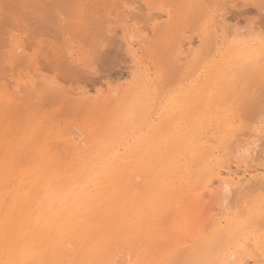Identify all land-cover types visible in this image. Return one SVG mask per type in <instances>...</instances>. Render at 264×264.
I'll use <instances>...</instances> for the list:
<instances>
[{
    "label": "rangeland",
    "instance_id": "1",
    "mask_svg": "<svg viewBox=\"0 0 264 264\" xmlns=\"http://www.w3.org/2000/svg\"><path fill=\"white\" fill-rule=\"evenodd\" d=\"M49 1L55 2V0H49ZM164 1L163 0H146L145 2L144 0L143 1L142 0H96L95 2V0H91V1L87 0L88 2L87 3L86 0L85 1L82 0L81 1L82 4L77 3L76 5L78 6L77 10L80 9L78 10V12L80 13V11L84 12L86 10L83 7H86V4H87V7L90 10L87 9L84 12L85 15L83 13H82L83 15H80L81 13L75 14L77 12V10H73L75 5L73 6L72 11L71 9L68 11V9L64 7L60 8L61 5H59V3H50L49 4L50 6H48V9L50 10L51 5H52L53 10L52 9L51 10L53 12L50 10L52 12V13L50 12V14H53V15H51L50 17L54 19L51 18L43 22V21H39V17L37 16L36 17L37 19L33 21L34 22L33 24L36 25L39 29L34 25L33 26L35 28L32 25H30L31 20H29V17L28 18L26 17L28 19V20L26 19V22H25V19H17L14 21L10 20V22H12L11 24L12 26H10V24L7 26V28H10V29L12 27L11 30L9 29L11 31L9 35L10 37L7 35L9 34L8 32L6 33L7 35L6 38H5V35L2 37L4 38V41H6V39H8L9 37V41H7L6 44L7 43L10 44V47L8 46V44L5 45V42L3 41L2 45L4 44L6 47L4 45H3L4 47L1 45V49L4 51L0 49L1 53L2 52L4 53L8 50V52H6V57L12 55L14 51L12 48H14V46L17 47L16 44L25 45L27 42L25 47L28 45L26 47V50L30 51L29 55H32L33 53L32 59H35L34 61H37V59H41V62H42L41 63L40 60H38L39 64L37 66L34 65V68H38L39 66L42 67L43 65L44 68L46 69L42 67L44 69V71L43 69L42 71L44 73L47 72V74L50 73L49 75H46V76L51 75V78L52 76H54L56 78L59 77L60 79L66 76L65 78H67L66 73L68 72L66 71H65L66 73L64 71H63L64 73L62 72V70H64L65 67L63 66L62 70L61 69L59 70V67L62 68L63 63H65V66L68 68L74 67L75 65L76 68L77 69L79 68L81 71L78 72L76 70L75 72V68L74 69L65 68V70L66 69L67 71L74 70L75 73L78 72L80 74L83 71L84 73L82 72L83 75L81 74L82 75L81 77H83L86 73L87 77L84 76L85 78L84 79L82 78L83 81L81 82H80L81 77H79L78 81H77V78L75 77L76 78L75 81L77 82L75 83L76 85L80 84L79 86H81L82 83L84 85L80 87V90H82L83 87L87 88L88 85L90 84L89 86L93 88L91 91L93 93L94 89H98L99 87H101V85L104 84L105 86H102L101 89L104 88L103 90L106 93L105 95H103L104 94L103 93V94L94 96L96 97V99L93 100L92 98L91 100L92 104L91 103L89 104L90 107L87 105H86L87 107H84L85 104H87V101L85 102V104H83L84 102L81 101L82 103L81 102L80 103L83 104L84 106L82 107V110H81V107H79L81 110V112L78 111L80 115H78V112L76 111V110H79V108L76 109L75 107L76 105L80 106L81 104L78 105L77 103H75L76 105H73V107L75 106L73 110L75 109L74 111L77 113L74 114L72 113V107L70 106L74 103L68 101L69 106L67 104H64L65 101L63 99L65 98L63 97H61V100H63V104H62V101L59 103V99L57 100V98H60V96L55 97L56 99L50 98L53 102L50 99L48 101L49 103L47 101L43 102L41 101L43 100L42 99L43 96L41 95V93H38L40 94V96L39 95L37 96L35 92L38 90H36L35 88L33 89L34 92L31 91L30 93H23L22 95L20 94L17 95L16 92H14L16 88L14 87L15 85L14 83H16V80L22 79L25 77L27 72H24L25 70L22 71V68H24L23 66L26 65L25 69L27 71L28 69L32 67L30 68L29 66L27 67V62L29 61L25 60L26 63L23 64L24 62L23 58L14 57L15 52L10 58L5 57L4 60H8V61H4L5 63L1 62L2 63L1 66L3 65V67L1 69L2 72L0 71V73L3 75V78L5 77L7 79L5 80L4 78V80L2 81L0 80V85H2L1 82L5 81L3 82L4 86L8 85L7 83H9L8 86H11L9 88L8 87L3 88L1 89V91L5 92L7 88L10 90L12 88L14 92V93L11 92L12 93L11 95H13L11 96L10 90H9V93L6 92L4 96V98H6L7 100L9 98V100L11 101V103L13 102V104L11 103H6V105L0 104V148H1L0 149V210L3 209V211H0V223H1L0 224V240H1L0 245H2V247H4L5 249L8 246L6 250L11 249L8 259L4 260L8 264H12V263L13 264H25L26 262L27 264H37V263L39 264V262L40 263L47 262L48 264L49 263L48 260L51 261L52 259L51 256L52 257L54 256L56 258L57 252L59 250H57L56 253H55V250L57 249L56 246L60 245L59 244L60 242L62 244H66L69 241V245H70L72 244L71 242H73L75 239H78L77 243L74 244L76 242L75 241L73 242V245H70V246L68 245L69 247L66 248V250L68 249L67 252L69 251L70 253L69 255L71 257L69 259L64 260V263L62 264H70V263L71 264H78V263L82 264L83 262H84L83 264H90V263L91 264H102L103 262L105 263V261L112 259L110 258L112 256L114 259L117 258L118 260V258L120 259L121 256L124 255L121 258L123 259L125 257L126 252H130V255L132 254L130 257L133 258L134 261L136 262V263H131V264H147L153 260L157 262L159 261L158 259L161 258L160 255L162 256L166 254L167 252L173 251L174 249L181 247L182 245H186L185 242H183L184 240H182V238L180 239L182 242L178 240L180 237L179 235H182L185 233L188 237H190V240H196V241H198L199 237L202 236L205 238L199 239L198 243H205L207 241L206 237L210 239L212 237L217 236L220 231H224L227 229L226 227L228 224H225V222L227 221V216L230 215V212L229 211L226 212V210L224 209V207H226V200L225 201L222 200V195L219 194V193H222L221 191H219L220 189L218 187L216 188L213 187L205 191L204 196H202L201 192L204 191V189L200 188V182H199L202 179H198V178L200 177V174L203 175L202 169L204 171L206 170L205 168L206 160L204 159V155L201 154V152H199L195 148L194 143L189 138H191L193 135V134L190 135V132L195 131L194 133L196 135H199L201 132H206L207 134H213L215 136H218L221 139L220 140L221 142L226 141V140L228 141V138L229 140L233 139V141L234 140L237 141L238 139H234V137H237L243 140L242 133L244 134V138H246V140L248 139L247 138L248 124L244 120L245 118H242L241 116L242 107L239 104L241 103V101H239L238 98L240 97L242 98L241 95L243 94V92L246 93L245 90H247L248 92L250 91V81H248L249 79L246 77L247 69L245 68H248V67H245L246 64L247 66H249V63L252 61V64L250 63L251 69L249 70H258V67L260 66L262 67V65H264V56H260V61L258 65H256L253 62L254 57L245 56L246 52L255 51L254 48L256 49V47L260 46L264 42V0H207L208 2L205 1L207 4L205 7L206 11L204 9V13L206 12L207 14L205 13L203 17H199V18L197 17V19L194 17L191 18L189 17V15H187L188 14L187 12L190 10V8L189 10H187L188 7L187 8L185 7L186 0L185 1L180 0V2L178 0H171V1H165V2ZM0 2L1 4H3L2 2H4V0ZM175 2L177 3L175 4ZM181 3L184 4L185 6L184 5L181 6L182 5ZM1 4H0V20L4 21L6 20V18H8L6 14H9V13H7L6 10L7 9L9 10V8H7L6 3H5L6 5L5 8H4L5 5L3 4L4 6L2 7ZM55 4H58V5H55ZM178 4L179 5L181 4V5L179 6ZM88 5H90L91 8ZM149 5L152 7H150ZM175 5L176 6L178 5V7H175ZM58 6L60 9H58ZM81 6H83L82 7L83 9L81 8ZM147 6H149V8ZM49 10L46 11L48 14H49ZM63 10H65V12ZM185 11L186 13H184ZM66 12L67 14H65ZM2 13H4L5 16L1 15ZM56 13H59L60 16H58ZM186 15L188 17V20L190 19L189 20L190 23L188 21H185L187 20V17L185 18ZM73 16H74V20H76V23H81V22L83 23V21L80 20L81 16L82 17L87 16L86 18H83V20H86L89 17L88 20L91 21V24L90 22H88V20H86L87 23L85 24H87L86 26H89L90 28H86L85 24L83 25L81 24V26L78 25L80 28H76L78 29V31L84 30L83 32H80L82 35L78 33L77 34L79 37L86 35L87 36V38L85 37L86 40L83 37H81L82 38L80 39L81 41H78L79 38H74L77 36H73L75 35L74 32L76 30H73V29L71 30L70 28L69 30L66 29L68 24L70 23L69 21H71ZM96 16L98 20H96L97 19ZM67 18L69 21L67 20ZM191 19L194 21L191 22ZM22 20H24L23 22L25 24V27L27 25V22L28 21L30 22V23L28 22L29 25H27V28H25L26 30L22 28L24 26V24H21ZM65 20H67L69 23ZM36 21L38 22V24H36ZM48 21H51L52 24H56L59 21L58 22L59 26L58 24L51 25V23ZM54 21H56V23ZM97 21L100 24H98ZM225 21H226V24L224 23ZM39 22L40 23L43 22L41 23L42 25L47 26V27L50 26V27L47 28V27L41 26ZM65 22H67V24H64ZM191 23H194V24H191ZM235 24L237 25L236 27H235ZM62 25H65V26H62ZM90 25H93V26L91 27ZM94 25H95V28H94ZM188 25H190L191 30L188 29L190 28ZM15 26H17V28L21 32L18 29L17 31ZM61 26L66 30H62L63 28ZM233 26L237 29H235ZM232 27L234 29H232ZM28 28L30 29L29 31L27 30ZM13 29L15 31H12ZM21 29H24L25 31L24 30L22 31ZM97 29L100 30L98 35L95 34L96 32L98 33ZM157 29H160V30L157 31ZM5 30L8 31V29H5ZM34 30H36V32L38 31L39 34L36 35L38 32L36 33ZM50 31L52 33L53 32L55 33L52 34ZM62 31H64V33ZM67 31L69 32L67 33ZM87 31H88V34L90 32H92L93 34L92 33H90L89 35L86 34ZM42 32H44V34ZM239 32H241V34H239ZM58 33L61 35H59ZM65 33H66V36H64ZM69 33H71V35ZM101 33H102V36H100ZM183 33H184V36H183ZM41 34L43 37L41 36ZM54 34H56L55 37L53 36ZM162 34L163 36H160V39L165 41L166 45L163 44L164 47L161 46L160 48L158 47V43L159 45H161L164 42L160 41L158 37L159 35H162ZM68 35L71 36V38H69ZM165 35H167L166 36L167 38H165ZM25 36L26 38H24ZM58 36H60V41H58L59 40ZM88 36L92 40H90ZM109 37H112V38H109ZM23 38L25 41L22 40ZM29 38H32L30 39L32 41L28 40ZM63 38L64 40H62ZM14 39H16L15 42L13 41ZM156 39L158 40V42L156 41ZM171 40L173 42H171ZM189 40L192 42L190 43L191 46H189V47H192L191 50H187L185 48L187 44L190 42ZM83 41L85 42L87 41L86 42L87 47L89 45L90 48H86L85 47L86 44L81 43ZM96 41L98 43H95ZM159 41L162 43H160ZM11 42L12 43L14 42V43L11 44ZM88 42H90V44H88ZM111 42H113L114 48L116 49L120 48V51L117 50L118 52L117 54H119L120 56L116 55L117 57L111 58L110 60L111 62L109 61V63H111L112 65L111 64L108 65V62H105V63L102 62L103 64H101V61L99 62L96 56L98 55V53H101L102 49L103 51L106 49V44H107V47L108 46L113 47ZM154 42H157V43L154 44ZM151 43L153 46L151 45ZM176 43H179V44H176ZM252 43H254L253 48L249 46ZM29 44H31V46ZM109 44H111V46ZM177 45H179V47L181 45V48L178 49ZM96 46L98 47V50L96 49L97 48ZM101 46H102V49L100 48ZM58 47H61V48H58ZM99 48L101 49L100 52H99L100 50ZM156 48L159 50V52L158 50L156 51ZM163 48H164V51H168V52H165V54H163L162 53ZM167 48L168 50H166ZM170 48L172 49V51ZM93 49L96 51L95 54L93 52L94 51ZM180 49L182 50V52H180L181 51ZM185 49L187 52L190 51L187 53V57H186V54L184 57L179 56L180 54H183ZM205 49L207 51H205ZM91 50L93 54H91L92 53L90 52ZM177 50L180 53L179 55H177L178 53ZM259 50L260 49H258L255 52L258 53L260 52ZM61 53L63 57L61 56ZM158 54H162V55L159 56ZM16 55L17 57H19L20 56L19 52ZM91 55H94V56L90 57ZM169 55L170 56L172 55V56L170 57ZM178 57H179V60H176L178 59ZM12 58L14 59L16 58L17 60L23 59L22 63L19 60L23 66L20 65V63L18 66L16 64H13L14 62L12 63V61L14 59ZM9 59H10V62H9ZM53 59L56 60V62H54L55 65L60 60L59 61L60 66L58 63H57L58 66L54 65L56 69L53 65H52L53 67H51L50 65L51 62L53 63L52 61ZM91 59H94L95 61L97 60L99 62V65L100 64L104 65L107 63V65L110 66V69L108 66H107L108 68L105 67L106 65L102 66L104 68H101V69L102 71H104L105 68H107L106 69L107 71L109 69L110 74L108 73L106 77L105 75L104 76L101 75L102 71L100 72L101 74L98 72L101 66L99 67V70L95 69V67L98 68L99 65L97 66L98 63H95L93 60L91 61ZM172 59H174V61ZM182 59L184 63L182 62ZM166 60L168 63L166 62ZM170 60L173 61V65ZM19 61L17 62L15 61V62L18 63ZM169 61L171 62L170 63L171 67L169 66ZM191 61L193 62L191 63ZM10 63H12V65ZM68 63H70L69 66H67ZM166 63L167 65L165 66ZM175 64H178V65L175 66ZM190 64L191 65L195 64V65L191 67ZM189 65L191 67L190 69H188ZM10 67H13V69L11 70ZM172 68H173V71H172ZM9 69L11 72H13V70L15 69L16 73L13 72V74H11ZM33 69H31L30 72L28 71V75L34 71L38 72L37 70L32 71ZM94 69H95V72L98 70L97 74L99 73L100 75L99 74L97 75L94 72ZM244 69H245V72H243ZM143 70L144 71L146 70L147 72L146 76ZM187 70H189L190 72ZM3 71H5L4 72L5 74H3ZM61 72L65 74V76L61 75L62 74ZM6 73H8L9 75ZM133 73L134 74L138 73V75L136 74L137 77L132 76ZM91 74L92 76L96 77V78L90 77V78H93L94 81L88 80L89 79L88 77ZM174 75L176 76L174 77ZM244 76L248 80H246ZM59 78H57L56 80L57 82L60 83V86L62 84L63 87L62 86L60 87L62 91L63 89L66 90L65 88L68 89L69 85H70V88L72 89H74L75 87L79 88V86H76V85L75 87L73 86L75 81L72 82V80H74V78L71 77L72 80H70V77L68 76L67 79L68 81H71V82H68L67 79L65 80L66 82L64 80L61 81ZM133 78H136V79H133ZM241 80H243V82ZM128 84L129 85L135 84L134 85L135 87L133 86L131 88ZM138 84L140 85V87ZM112 89H116V90L121 89L120 91L121 94L120 93H119L120 95L117 94L118 93L117 91V93L115 94L117 96L116 98L114 93H112L115 96L114 97L115 100H113V98H110L113 96L112 94H109L110 99L109 101L107 100L108 101L107 104H109L111 100L113 101V102L112 101L110 102L109 104L110 106H109L107 104H104L106 99H100V98H108L106 97L108 95L107 93H109L108 91ZM16 95L19 97L18 100H16V98H18ZM238 95L240 97H238ZM31 96L34 97V100ZM38 97H41V98L39 99ZM134 97L137 99L135 100ZM232 97H235L236 99ZM132 99L135 101H133ZM67 100L68 98L66 99V101ZM101 100L102 101L104 100V103L101 102ZM233 100L235 102H232ZM0 101L2 103V100ZM114 101L118 104L117 106ZM99 102L103 103L104 105L100 104ZM42 103L43 104L45 103V104L42 105ZM93 103L94 104L97 103V105H100V107H98L97 105H94ZM111 103H113V105ZM137 103H138L139 108H137ZM11 105L13 106L11 107ZM64 105L67 106V108L68 107L69 108L67 109ZM93 105L94 107H97V108L95 109ZM60 106L62 107L60 108ZM91 107H93L96 111L94 112V109ZM84 108H86L87 110L89 109L91 112L88 110L90 112L89 113L86 109L84 111L83 110ZM139 110H140V113L138 112ZM21 112H23V115H21L22 114ZM103 112L104 113L111 112V115H109V113L108 115L104 114L106 115L104 117V115L102 114ZM174 112H175V117L173 115ZM100 113H101V117H100ZM25 114L27 115L29 114L28 117L27 115L25 117L24 116ZM102 116L105 118V120L108 118L106 122L103 121ZM165 118H166V121H165ZM161 120L165 121V123L163 122L164 125H162L163 123L161 122ZM144 121L145 123H143ZM159 123L160 125H158ZM105 124H107V128ZM73 125L75 128L73 127ZM178 125H180V127L183 128V131H181V134H182L181 137L184 139L187 137L188 139L187 138L185 139L187 142L182 141L180 146H178L174 150H171L170 151L171 155H170L169 153H167V148L176 147L172 145V143H175L177 141L178 137L175 136L176 134H174V131L176 132V128ZM182 125H185V126H182ZM108 128L109 130L107 131ZM173 128H174V131H173ZM243 131H246L247 136H245V133ZM262 134H257V135H261L259 137H261L260 140L262 141H260L259 139H256V137L254 138V134L252 138L250 137L249 139V140H252L255 143V145L257 144L256 145L257 147L255 146V148H252L250 150L252 154L255 156L253 158L255 159L257 157L259 158V159L257 158L256 161L254 160L255 162L253 164L256 163V165H261L262 161L264 160V159L262 160L260 159L261 158L260 156L264 154V152H262V149H264V143H263L264 134H263V137H262ZM63 136L66 138L63 139ZM73 136L75 137L74 139L78 141L76 143L74 142V145L72 147L69 145L70 148L68 147L67 150H66V146L64 145L65 150H62L64 149L63 146L61 147V144L63 143L62 141L69 143L70 142L69 139L72 138ZM117 138H118V141H116ZM254 139L256 141L258 140V143H256ZM58 140H60V143ZM249 140L245 142L247 143L249 142V144H254L252 143V141H249ZM26 141L29 144L26 143ZM56 141H58V144H56L57 143ZM30 143H33L31 144L32 147ZM79 143L81 144L79 145ZM259 143H261L262 145ZM1 144H3L5 148L2 147ZM222 144H224V142ZM222 144L220 145V148L223 146ZM23 146H24V151H25L24 156L22 152ZM30 147L32 148V150L35 149L36 153L38 151L40 153L38 152L37 155L34 156L35 152L32 151ZM58 147L59 149L60 148L61 149L59 150ZM227 147L228 149L230 148V146L228 145ZM259 147H261V149H259ZM25 149L27 151L29 149L30 150L27 152ZM224 150H227V149H224ZM255 150L257 152H255ZM135 151L137 153H135ZM251 152H249V155L253 156L250 154ZM33 156L36 158V160ZM77 157L80 159H77ZM117 157H121V159L117 163H115V159ZM263 157L264 155L262 156V158ZM195 158H197L198 160L197 159L195 160ZM160 159L161 161L162 160L164 161H162L161 163ZM170 162H172L173 164ZM240 164H242V162H240ZM120 165H125V167L121 166V167H124L123 169L117 168ZM262 165H264V162ZM135 167H137V169ZM149 167L151 168V170L148 173L153 172L151 179L150 177L145 176V174L143 173L142 174L144 176L142 174L140 175L141 172L138 171L140 170L144 172ZM135 169L138 172L133 171ZM127 171H128V174H127ZM132 171L136 172L137 174L136 173L133 174ZM138 174L141 178H143V182L140 179V177L139 179H135L134 182H132L134 183L133 191L125 192L124 186L126 185V183L119 182L120 181L119 179H121V177L123 176L124 178L127 179L126 181H131L130 178H132V175L136 176ZM127 175H129L130 178ZM9 177L11 179H9ZM145 177H147L146 180H144ZM154 177L157 178L156 181L154 180ZM163 178L165 180L161 182L158 185V187L153 186L154 183H156L158 180L159 181L162 180ZM132 179H134V177ZM117 180H119L118 183H117ZM114 181H116V183ZM148 181H151V184L153 186L152 190L148 189L149 187L147 186ZM166 181L167 183L169 182V184L163 186L164 185L163 183H165ZM162 187L163 189H161ZM199 189H201L202 191H200ZM262 191L259 192V196L264 200V190ZM21 196L23 197L21 198ZM118 196L121 199H118ZM143 198L146 199L145 203L142 202ZM178 199H179V202H177ZM223 199H224V196H223ZM109 200H112L113 202ZM105 201L107 203H104ZM136 201H139L141 203H138V202L136 203ZM222 201L225 203V206H222L224 205ZM117 202L119 204H117ZM229 202L230 201L227 200L228 205H230L231 207L234 206L233 208L229 206L230 209L234 210L235 207H236L235 209H244V207L247 208L246 211L244 212L245 215L242 214V216H240L241 219L237 220L239 221V223L241 222V225H242V228L240 227L239 230H242V231H244L245 229L247 230L246 232L241 231V235L248 236L252 240L260 236H262L263 238L264 237V226H262L263 228H261V225L264 224V220L263 222H260V221L261 219H264L263 217L264 214L260 212L261 209L258 208L259 211L254 210L253 207H251V204L248 203L247 205H245L246 203L245 201H243L242 203H234V205H232L233 204L232 201L230 202V204ZM22 205H23V208H22ZM156 205H159V206H156ZM217 205L218 206L220 205V207H218ZM174 207H176V210ZM125 208L126 210L124 211ZM148 210H151V211L149 213L148 212L146 213V211ZM103 211H105L106 213ZM113 211H121V212L124 211V212L122 214L121 212L115 213ZM112 212L115 213L113 214L115 216L117 214L116 216L117 222L115 221V224H114V220H116V218L115 216H112ZM109 217H110V220L108 221ZM163 217L164 219H162ZM255 217H261V218L257 219ZM14 218L15 219L19 218L17 219L19 221L17 223H13V221H15ZM111 218H113L114 220ZM182 218L184 219L181 222ZM161 219L162 221L167 220L168 222L163 221L162 223L159 221ZM213 219H215V221H213ZM249 219H254L253 223ZM255 219L258 220L257 221L258 223L256 222ZM201 220H204L205 222L207 221L209 223L205 224V222ZM111 221L113 222L114 225H116V227L112 224ZM118 221L120 222L118 223ZM183 221H185L186 229L183 227L184 226ZM191 222H192V225H191ZM199 223H202V224H199ZM105 224H107L108 226V227L106 226L107 227L106 230H105V226H103ZM247 224L249 227L248 229L246 227ZM254 224L256 225V227ZM14 225H16L17 228H15L16 226ZM97 226H99V228L100 226H102V229L97 228ZM165 226H167V229H169V231L165 228ZM180 226H182V229L177 228ZM203 226L205 228H202ZM258 226H260V228ZM95 227L97 228V230L94 232V230L96 229ZM198 227H201V229H198ZM145 228H148V229H145ZM150 228H154V229H150ZM80 229L83 232L80 233ZM141 229H145V230H141ZM183 229L185 230L183 231ZM193 229L194 231L192 232ZM123 230L125 231V234ZM128 230L129 232H127ZM138 230L140 231V233ZM175 230L178 232H176ZM182 231L184 233H182ZM117 232H118V236L116 237ZM126 232L130 234L133 238L135 235H137L135 236L136 239L134 238L135 239L134 241L137 242L136 244L140 243L138 242L137 237L140 238V236H143L145 233L147 235H144L145 237H142V238H145V240L149 242H151L150 240H153V238L158 239V237L162 238L161 241H163V239H166V241H168L169 239L172 242L173 239H177V238H178L177 239L178 241L177 240L173 241V243L171 244L172 246L169 245L170 247H168L167 242L164 243L163 241L162 242L163 243L162 247L164 246L163 249L161 248V246H159L162 244L160 241H159L160 242L159 245L152 243L151 246H149L150 243L145 244L144 242L145 240L143 239L144 241L142 240L140 244L136 245L135 243L133 244V242L130 243L131 241L130 239H132V237L130 235H127ZM134 232L136 233L135 235H133ZM173 232L174 233L176 232V233L171 235V233ZM8 233L9 235H7ZM96 233L98 234L97 236H96ZM254 233L256 236H254ZM12 234L13 235L16 234V235L11 236ZM258 234L259 235L261 234V235L257 236ZM196 235H198V237H196ZM39 236L41 238H39ZM80 236H83V237L81 238ZM182 237L184 236L182 235ZM6 238H7V242H6ZM72 238L73 240H71ZM102 238L105 239V241L102 240ZM128 238L129 240H127ZM19 240L21 241L18 242ZM111 240L113 241V243L111 242ZM119 240H120V243H123V244L125 241L127 242L129 241V243L127 244L126 242L124 246L133 244V246L131 247L132 251H129L130 248L127 246L126 248H128V250L124 249L125 247L122 246L123 244L122 245L120 244V247H123L120 253L123 255L116 254V253H119V250H120L119 245H118ZM185 240L188 241L189 239L186 238ZM49 244L50 245L52 244L50 249L51 251L54 249V253H52L54 255H51L48 259L46 258L47 260L45 259L42 260L41 255L50 246ZM111 244L113 245V247L112 246L111 247L114 248L112 249V251L110 247ZM176 244H179V245H176ZM190 244H195V243H190ZM114 245H117L119 249L117 248L115 249L116 246ZM97 246H98L97 249H99V252L98 250L96 251ZM155 246L160 247L162 250L160 248L156 249ZM173 246H175V248ZM73 247L75 248V251L72 250L71 252L70 250L74 249ZM81 247L82 249L83 248L85 249L79 250V248ZM152 247L153 249L155 248V250H153ZM123 250L125 252H122ZM251 250H252L251 251V255H252V253L254 252H253V249ZM89 251L90 252L92 251L91 254ZM108 251L111 253H110V257L107 260L106 258L109 256ZM254 251H255V254L250 256L251 259L255 257L257 260L259 259L258 260L260 261L259 264L261 262L264 264V260H263L264 257H261V255L264 256V248L256 247ZM86 252L87 254L89 253L88 255L90 256L85 254ZM159 252H160V255L158 254L159 256L158 258H156V255ZM82 253L84 254L82 255L84 258L81 257ZM116 255H119L120 257H116ZM54 257L52 261L54 260ZM89 257H91V259L94 258L93 260L94 262ZM250 257H249V260H250ZM85 258L88 259L87 262H85L86 261ZM97 259L99 260L98 262H97ZM250 263H251V260H250Z\"/></svg>",
    "mask_w": 264,
    "mask_h": 264
},
{
    "label": "bare ground",
    "instance_id": "2",
    "mask_svg": "<svg viewBox=\"0 0 264 264\" xmlns=\"http://www.w3.org/2000/svg\"><path fill=\"white\" fill-rule=\"evenodd\" d=\"M0 1H2V0H0ZM81 1L82 0H55V2H52V1H46V0H6V2H5V0H4V2L6 3V5H7V8H9V10L7 11L6 10V12L7 13H11L10 15L9 14H6L7 15V17L8 18H10V19H8V18H6V20H4V19H2V20H4V21H1L0 22V49H1V45H2V43H3V41H4V38H2L4 35H5V38H6V36L8 35H10V30L12 29V27H11V29L10 28H7V26L10 24V26H12L11 24H12V22H10V20H17V19H25V22H26V19L29 17V20H31V23H30V25H34L33 23V21L35 20V19H37L36 17L38 16L39 17V21H46V20H49V19H51L52 17H50L51 15H53V14H50V12L53 10L52 9V5H51V11L48 9V6H50L49 4L50 3H59V5H61L60 6V8H62V7H64V8H66V9H68V11L71 9V11H72V9H73V6L75 5V7H74V9L73 10H77V8H78V6L76 5L77 3H79V4H82L81 3ZM85 1V0H84ZM88 1H91V0H88ZM143 1V0H142ZM145 2H146V0H144ZM164 1V0H163ZM165 1H171V0H165ZM164 1V2H165ZM179 2H180V0H178ZM183 1H185V0H183ZM208 2L207 0H188V2H187V0H186V2H185V4H186V6L184 5V4H180L181 6H185L186 8L188 7V9L187 10H189V8H190V10L187 12L188 14L187 15H189V17H194V18H196L197 19V17L199 18V17H203V15L206 13H204V9H205V7H206V2ZM4 2H2L4 5H5V3ZM86 2H87V0H86ZM86 2H85V4H86ZM95 2H96V0H95ZM84 3V2H83ZM88 3V2H87ZM94 3V2H93ZM92 3V4H93ZM148 3V2H147ZM177 2H175V4H176ZM210 3V2H209ZM0 4H1V2H0ZM3 4H1L2 5V7L4 6ZM91 4V5H92ZM149 4V3H148ZM147 4V5H148ZM211 4V3H210ZM6 5L4 6V8L6 7ZM55 5H58V4H55ZM54 5V6H55ZM94 5V4H93ZM179 5V4H178ZM178 5L176 6L175 5V7H178ZM179 5V6H180ZM54 6H53V8H54ZM83 6H84V4H83ZM83 6H81V8L83 7ZM88 6H90V5H88ZM150 6V5H149ZM149 6H147L148 8H149ZM173 6V5H172ZM86 7H87V4H86ZM86 7H83L84 9H89L88 7L86 8ZM95 7H97V6H95ZM150 7H152V6H150ZM3 8V9H4ZM59 8V6H58V9H60ZM82 8V9H83ZM90 8H91V6H90ZM94 8V7H93ZM99 8V7H98ZM2 9V8H1ZM49 10V14L46 12V11H48ZM57 9V8H56ZM65 9V10H66ZM185 9V8H184ZM5 10V9H4ZM65 10H63L64 12H65ZM78 10H80V9H78ZM78 10H77V12L75 13V14H80V15H83L84 14V12L86 11H84V12H81L80 11V13L78 12ZM90 10V9H89ZM186 10V11H187ZM61 11V10H60ZM60 11H58V12H60ZM67 11V10H66ZM92 11V10H91ZM186 11L184 12V13H186ZM205 11H206V9H205ZM53 12V11H52ZM51 12V13H52ZM74 12V11H73ZM73 12H72V14H73ZM88 12V11H87ZM47 13V14H46ZM68 13H70V12H68ZM83 13V14H82ZM58 16H60L59 15V13H56ZM56 14H55V16H56ZM64 14V13H63ZM62 14V15H63ZM65 14H67V12L65 13ZM71 14V15H72ZM75 14H74V16H75ZM94 14V13H93ZM207 14V13H206ZM1 15H4V13H2ZM9 15V16H8ZM34 15V16H33ZM69 15V14H68ZM79 15V16H80ZM85 15V14H84ZM86 15H87V13H86ZM121 15V14H120ZM185 15V14H184ZM187 15L185 16V18L187 17ZM5 16V15H4ZM64 16V15H63ZM74 16H73V18L71 19V18H69V19H71V21H69L68 20V18H67V20L70 22H68L67 20H65V21H67L69 24H68V26H67V28L66 29H68L69 30V28L72 30H76L74 33H75V35H73V36H77V37H74V38H79L78 39V41H81L80 39H82L81 37H83L85 40H86V38H87V36L85 35V36H81V37H79L78 36V34H81L80 32H83V31H81V30H79L78 31V29H76V28H80L79 26H81V24L83 25V24H85V23H87V21L86 20H88L89 19V17H88V19H86V20H83V18H86L87 16H81L80 17V20H82L83 21V23L81 22V23H76V20H74ZM90 16V15H89ZM155 16H156V14H155ZM154 16V17H155ZM165 16V15H164ZM183 16V15H182ZM181 16V17H182ZM223 16V15H222ZM27 17V18H26ZM65 17H66V15H65ZM71 17V16H70ZM76 17H77V15H76ZM101 17V16H100ZM99 17V18H100ZM119 17V16H118ZM163 17V16H162ZM180 17V18H181ZM91 18V17H90ZM96 18H97V16H96ZM156 18H157V16H156ZM155 18V19H156ZM179 18V19H180ZM52 19H54V18H52ZM56 19V18H55ZM79 19V18H78ZM77 19V20H78ZM94 19V18H93ZM222 19V18H221ZM28 20V19H27ZM72 20H73V22H72ZM96 20H98V18L96 19ZM153 20V19H152ZM190 20V19H189ZM189 20H188V17H187V20H185V21H188L189 22ZM200 20H201V18H200ZM24 20H22L21 21V24H24V22H23ZM57 21V20H56ZM56 21H54L55 23H56ZM64 21V20H63ZM62 21V22H63ZM86 21V22H85ZM192 21H194V20H192L191 19V22ZM223 21H224V19H223ZM16 22V21H15ZM14 22V23H15ZM20 22V21H19ZM18 22V23H19ZM27 22V25H29V23ZM43 22H41V23H43ZM48 22H50L51 23V21H48ZM53 22V23H54ZM59 22V21H58ZM58 22L56 23V24H52L51 23V25H57L58 24ZM67 22H65L64 24H67ZM79 22V21H78ZM88 22H90V24H91V21H89L88 20ZM179 22V21H178ZM40 22H39V24H41ZM46 23V22H45ZM72 23V24H71ZM97 23L98 24H100L98 21H97ZM190 23V22H189ZM197 23V22H196ZM225 24H226V21L224 22ZM230 23V22H229ZM235 23V22H234ZM233 23V24H234ZM238 23V22H237ZM36 24H38V22L36 21ZM47 24V23H46ZM49 24V23H48ZM179 24V23H178ZM191 24H194V23H191ZM190 24V25H191ZM27 25H26V27H25V24H24V26L22 27V28H27ZM79 25V26H78ZM87 24H85V26H86ZM89 25V24H88ZM97 25V24H96ZM168 25V24H167ZM190 25H188L189 27H190ZM34 26H36V25H34ZM33 26V27H34ZM41 26H44V25H42L41 24ZM58 26H59V24H58ZM62 26H65V25H62ZM61 26V27H62ZM91 27L93 26V25H90ZM100 26V25H99ZM98 26V27H99ZM173 26V25H172ZM237 25L235 24V27H236ZM16 27V30L18 29L17 28V26H15ZM19 27V26H18ZM29 27V26H28ZM37 27V26H36ZM44 27H47V26H44ZM48 27H50V26H48ZM47 27V28H48ZM56 27V26H55ZM60 27V28H61ZM84 27V26H83ZM82 27V28H83ZM166 27V26H165ZM169 27V26H168ZM234 27V26H233ZM232 27V29H234ZM20 28V27H19ZM35 28V27H34ZM33 28V29H34ZM38 28V27H37ZM43 28V27H42ZM53 28V27H52ZM51 28V29H52ZM59 28V27H58ZM63 28V27H62ZM81 28V29H82ZM85 28V27H84ZM83 28V29H84ZM86 28H90L89 26H86ZM85 28V29H86ZM94 28H95V25H94ZM159 28V27H158ZM170 28V27H169ZM193 28V27H192ZM196 28H198V27H196ZM5 29H8V31H6ZM10 29V30H9ZM24 29H21L22 31L24 30ZM39 29V28H38ZM41 29V28H40ZM66 29H62V30H66ZM100 29V28H99ZM99 29H97L98 30V33L96 32L95 34H99V31L101 30H99ZM167 29V28H166ZM188 29H190L191 30V27L190 28H188ZM235 29H237V28H235ZM239 29V28H238ZM251 29V28H250ZM257 29V28H256ZM19 30V29H18ZM17 30V31H18ZM26 30V29H25ZM24 30V31H25ZM28 31L30 30L29 28L27 29ZM45 30V29H44ZM48 30V29H47ZM60 30V29H59ZM70 30V31H71ZM92 30V29H91ZM96 30V29H95ZM94 30V31H95ZM160 29H157V31H159ZM245 30V29H244ZM12 31H15L14 29L12 30ZM20 31V30H19ZM35 32H36V30H34ZM54 31V30H53ZM89 31V30H88ZM88 31H87V33L86 34H88ZM102 31V30H101ZM156 31V30H155ZM238 31V30H237ZM9 33V34H7L6 35V33ZM21 32V31H20ZM38 32V31H37ZM36 32V33H37ZM51 32V31H50ZM55 32H56V30H55ZM55 32H53V33H55ZM60 32V31H59ZM63 33H64V31H62ZM69 31H67V33H68ZM72 32V33H73ZM246 32V31H245ZM31 33V32H30ZM40 33H41V31H40ZM43 34H44V32H42ZM52 33V32H51ZM50 33V34H51ZM52 33V34H53ZM61 33V32H60ZM78 33V34H77ZM90 33H92V32H90ZM89 33V34H90ZM158 33V32H157ZM167 33V32H166ZM174 33H176V32H174ZM247 33V32H246ZM251 33H253V32H251ZM13 34V33H12ZM33 34H35V33H33ZM39 34V32L36 34V35H38ZM46 34V33H45ZM59 34V33H58ZM70 35H71V33H69ZM77 34V35H76ZM85 34V33H84ZM88 34V35H89ZM93 34V33H92ZM164 34V33H163ZM163 34L162 35H159V37H158V39H160V36H163ZM239 34H241V32H239ZM238 34V35H239ZM27 35V34H26ZM55 35L56 34H54L53 36L55 37ZM59 35H61V34H59ZM82 35V34H81ZM96 35V36H97ZM157 35V34H156ZM17 36V35H16ZM41 36H42V34H41ZM47 36V35H46ZM46 36H45V38H46ZM49 36V35H48ZM64 36H66V33H65V35ZM100 36H102V33H101V35ZM105 36V35H104ZM103 36V37H104ZM167 35H165V38H167L166 37ZM176 36V35H175ZM174 36V37H175ZM178 36V35H177ZM180 36V35H179ZM183 36H184V33H183ZM10 37V36H9ZM9 37H8V39H6V41H4L5 42V45H7L6 44V42L7 41H9ZM31 37V36H30ZM35 37V36H34ZM43 37V36H42ZM59 38V40L58 41H60V36H58ZM68 37L69 38H71V36H69L68 35ZM86 37V38H85ZM89 37V36H88ZM106 37V36H105ZM108 37V36H107ZM12 38H13V36H12ZM24 38H26V36L24 37ZM24 38L22 39L23 41H25L24 40ZM32 38H33V36H32ZM32 38H29L28 40H30V39H32ZM90 38V37H89ZM92 38H93V36H92ZM109 38H112V37H109ZM180 38V37H179ZM42 39V38H41ZM83 39V40H84ZM96 39V38H95ZM101 39V38H100ZM170 39V38H169ZM15 40L16 39H14L13 41L15 42ZM56 40V39H55ZM62 40H64V38L62 39ZM61 40V41H62ZM90 40H92L91 38H90ZM89 40V41H90ZM104 40H105V38H104ZM113 40H115V39H113ZM168 40V39H167ZM173 40V39H172ZM171 40V42H173ZM30 41H32V40H30ZM45 41V40H44ZM87 41H88V39H87ZM86 41V42H87ZM95 41V40H94ZM108 41V40H107ZM111 41V40H110ZM155 41V40H154ZM156 41L158 42V40L156 39ZM160 41H162V42H164V43H162V42H160ZM160 43H162L161 45H159V43H158V47H160L161 48V46H163V44L164 45H166L165 44V41H163L162 39H160ZM190 41V40H189ZM188 41V42H189ZM13 42V43H14ZM57 42V41H56ZM55 42V43H56ZM86 42L85 41H83V42H81V43H85L86 44ZM109 42V41H108ZM116 42V41H115ZM157 42H154V44L155 43H157ZM10 43V42H9ZM12 42H11V44H13ZM33 43V42H32ZM60 43V42H59ZM58 43V44H59ZM95 43H98L97 41L95 42ZM94 43V44H95ZM112 43V45H113V42H111ZM153 43V42H152ZM152 43H151V45H152ZM175 43V42H174ZM180 43V42H179ZM179 43H176V44H179ZM190 43H192L191 41L187 44V46L185 47L187 50H191V48L192 47H189V46H191L190 45ZM205 43V42H204ZM259 43V42H258ZM26 44H27V42H26ZM25 44V45H26ZM88 44H90V42H88ZM93 44V43H92ZM104 44V43H103ZM106 44V43H105ZM185 44V45H186ZM206 44V43H205ZM4 45V44H3ZM2 45V46H3ZM4 45V46H5ZM17 45V47H15L14 46V48H12L14 51H13V53L15 54L14 55V57H16V58H23L22 60L24 61L23 62V64L24 63H26L25 62V60L26 61H29V62H27V67L29 66V68L30 67H32V68H30V69H28V71L30 72V70L31 69H33L34 68V65H38L39 63H38V60H40V62H41V59H37V61H34L35 59H32V55H33V53H32V55H29L30 54V51H27L26 50V47L28 46H26L25 47V45H21V44H16ZM30 46H31V44H29ZM84 45V44H83ZM99 45V44H98ZM110 46H111V44H109ZM170 45H171V43H170ZM3 46V47H4ZM8 46L10 47V44H8ZM30 46H29V48H30ZM100 46V45H99ZM102 46H104V45H102ZM102 46L100 47L101 49H102ZM153 46V45H152ZM155 46V45H154ZM173 46V45H172ZM171 46V47H172ZM176 46V45H175ZM178 46V49L179 48H181V45H180V47H179V45H177ZM193 46V45H192ZM251 48H253L254 47V43H252V44H250L249 45ZM2 47V48H3ZM6 47V46H5ZM41 47V46H40ZM85 47L86 48H90V46L88 45V47H87V44L85 45ZM84 47V48H85ZM92 47V46H91ZM97 47V46H96ZM95 47V48H96ZM157 47V46H156ZM157 47V48H158ZM164 47V46H163ZM170 47V46H169ZM204 47V46H203ZM209 47V46H208ZM58 48H61V47H58ZM99 48V49H100ZM103 48H105V47H103ZM156 48V51L158 50ZM173 48H175V47H173ZM11 49V50H12ZM28 49V48H27ZM42 49V48H41ZM44 49V48H43ZM97 50H98V47L96 48ZM101 49L99 50V52L101 51ZM171 49V48H170ZM186 49L184 50V52H183V54H180L179 52H178V50H177V55H179V56H185V54H186V57H187V53L188 52H190V51H186ZM258 49H260L259 51L260 52H258V53H256L255 51H257ZM2 50V49H1ZM1 50H0V71L2 72V67H3V65L1 66V64L4 62V61H8V60H4L5 59V57H6V52H8V50L6 51V52H2L1 53ZM10 50V51H11ZM25 50H26V52H25ZM30 50V49H29ZM58 50V49H57ZM90 50V49H89ZM88 50V51H89ZM94 50V49H93ZM117 50L118 51H120V48H118V49H116V48H114V45H113V47H107V44H106V49L103 51V49H102V51H101V53H98V55L96 56L97 57V59L99 60V62L101 61V64H103V63H105V62H108V65H110L111 63H109V61L111 60V58H114V57H117L119 54H117L118 52H117ZM155 50V49H154ZM166 50H168V48L166 49ZM181 50V49H180ZM179 50V51H180ZM204 50V49H203ZM254 50L255 51H253V52H246L245 54V56H252V57H254L253 59V62L256 64V65H258L259 64V61H260V56H264V42L260 45V46H258V47H256V49L254 48ZM2 51H4V50H2ZM161 51V50H160ZM171 51H172V49H171ZM170 51V52H171ZM205 51H207L206 49H205ZM236 51V50H235ZM18 52H19V54H20V56L19 57H17V55L16 54H18ZM23 52H25V53H23ZM28 52V53H27ZM59 52V51H58ZM62 52V51H61ZM90 52H92V50L90 51ZM89 52V53H90ZM94 52V54L96 53V51L94 50L93 51ZM93 52L91 53V54H93ZM98 52V51H97ZM158 52H159V50H158ZM165 52H168V51H164V48H163V50H162V53L163 54H165ZM180 52H182V50L180 51ZM11 53V52H10ZM13 53H12V55H13ZM153 53H155V52H153ZM172 53V52H171ZM192 53V52H191ZM203 53V52H202ZM169 54V53H168ZM190 54V53H189ZM207 54V53H206ZM248 54V55H247ZM12 55H10V56H8V57H6V58H10ZM117 55V56H116ZM159 56H161L162 54H158ZM177 55H176V57H177ZM202 55V54H201ZM61 56H62V53H61ZM92 56H94V55H91L90 57H92ZM120 56V55H119ZM165 56V55H164ZM168 56V55H167ZM170 56V55H169ZM172 56V55H171ZM170 56V57H171ZM34 57V56H33ZM63 57V56H62ZM70 57V56H69ZM15 58V59H16ZM163 58V57H162ZM174 58V57H173ZM12 59H14V58H12ZM12 59H11V61H12ZM13 60L12 61V63L13 64H16L17 66L19 65V63H20V61H21V63H22V60ZM96 59V58H95ZM175 59V58H174ZM174 59H172L173 61H174ZM195 59V58H194ZM200 59V58H199ZM198 59V60H199ZM94 61L95 63H98L97 64V66L99 65V62L97 61H95L94 59H91V61ZM168 60V59H167ZM167 60H166V62H167ZM176 60H179V57H178V59H176ZM17 61H19L18 63H16ZM53 61V63L51 62L50 63V65H51V67H53L55 64H54V62H56V60H52ZM60 61V60H59ZM57 62L58 64L60 63V62ZM63 61V60H62ZM171 61V60H170ZM169 61V66L171 65L170 63L172 62V65H173V61H171L170 62ZM2 62V63H1ZM9 62H10V59H9ZM68 62V61H67ZM93 62V63H94ZM103 62V63H102ZM111 62V61H110ZM176 62V61H175ZM174 62V63H175ZM178 62V61H177ZM182 62H183V59H182ZM193 61H191V63H192ZM197 62V61H196ZM262 62V61H261ZM5 63V62H4ZM12 63H10L11 65H12ZM20 63V65H22ZM34 63V64H33ZM42 63V62H41ZM46 63V62H45ZM44 63V64H45ZM48 63V62H47ZM56 63V65L58 66V64ZM63 63V62H62ZM94 63V64H95ZM168 63V62H167ZM167 63L165 64V66L167 65ZM184 63V62H183ZM198 63V62H197ZM235 63V62H234ZM245 63H247V62H245ZM251 64H252V61L250 62ZM250 63H249V66H247V64H246V66L245 67H248V68H245V69H247L246 70V77L249 79H247L245 76V79L246 80H248V81H250V91L248 92L247 90H245L244 88V90L246 91V93H244L243 92V94L241 95V94H239V95H241L242 96V98L238 95V97H240V98H238V100L239 101H241V103H239L240 104V106L242 107V118H245L244 120L246 121V123L248 124V126H247V133H248V136L246 135L247 133H246V131H243L244 133H245V136H247V140H246V138H244V134L242 133V135H243V140H241V139H239V138H237V137H234V139H238L237 141L236 140H234L233 141V139L232 140H229V138H228V141L226 140V141H220L221 139L218 137V136H215V135H213V134H207L206 132H201L199 135H196L194 132H190V135L191 134H193L192 135V137L191 138H189L193 143H194V146H195V148L199 151V152H201V154H203L204 155V159L206 160V170L204 171L203 169H202V171H203V175H201L200 174V177L198 178V179H202V180H200L199 182H200V188L201 189H204V191H202L201 189H199L200 191H202L201 193H202V196H204V194H205V191H207V190H209V189H211V188H213V187H218L220 190L219 191H221L222 193H219L220 195H222V200H226V207H224V209L226 210V212L227 211H229L230 212V215L229 216H227V221L225 222V224H228L227 225V229L226 230H224V231H220L219 232V234L217 235V236H215V237H212V238H210V239H208L207 237H206V239H207V241H206V239H205V243H198V241H199V239H202V238H205V237H202V236H200L199 237V239H198V241H196V240H190V237H188L183 231L186 229L185 228V221H183L184 222V228L185 229H183V231H182V233H184V234H182L184 237H182V235H179V233L181 232V230H180V232L178 233V235L180 236L179 237V239L178 240H180L181 238H182V240H184L183 242H185V244L186 245H182L181 247H178V248H176V249H174L173 251H170V252H167L166 254H164V255H160V252L159 253H157V255H156V253H155V255H156V258H158V256L160 255V259H158L159 261H157V262H155L154 260L153 261H151V262H149V263H147V264H259V262L260 261H258L255 257L254 258H252L251 259V257L250 256H252L253 254H255V251H254V249L256 248V247H260V248H264V237L262 238V236H260L259 234L257 235V236H260V237H256V238H254L253 240L251 239V238H249L248 236H242L241 235V231L242 230H239V228L241 227L242 228V225H241V222L239 223V221H237V220H239V219H241L240 218V216H242V214H244V212L246 211V207H244V209H235L234 208V210L233 209H230L229 208V206L230 205H228V203H227V200L228 201H232L233 202V204L232 205H234V203H242L243 201H245L246 203H245V205H247L248 203L249 204H251V207H253V209L254 210H258V208L259 209H261L260 210V212L261 213H263L264 214V200L259 196V192L260 191H262V190H264V165H262L263 164V162H264V160L262 161V164L261 165H256V163L255 164H253L255 161H256V159L258 158H253V157H255L253 154H252V152L250 151L252 148H255V146L257 145H255V143L252 141V140H249L250 139V137L252 138V136H253V134H254V138L256 137V139H261V137H259V136H261V135H257V134H264V65H262V67L260 66V67H258V70H249V69H251L250 68ZM9 64V65H10ZM69 64L70 63H68V65L67 66H69ZM72 64V63H71ZM99 65L98 66V68L97 67H95V69H98L99 70V67H100V70L98 71L99 73L102 71V69L101 68H104V67H102V66H104V65H106L105 67H107L108 65H107V63L106 64H104V65ZM196 64V63H195ZM194 64V65H195ZM53 65V66H52ZM55 65V66H56ZM74 65V64H73ZM72 65V66H73ZM112 65V64H111ZM176 65H178V64H175V66ZM182 65V64H181ZM184 65V64H183ZM191 65V64H190ZM190 65L188 66L189 68L188 69H190L192 66H194V65H191V67H190ZM243 65H245V64H243ZM242 65V66H243ZM8 66V65H7ZM15 66V65H14ZM23 66V65H22ZM54 66V67H55ZM59 66H60V64H59ZM63 66L65 67V68H68V67H66L65 66V63H63V65H62V68H60L59 67V70L61 69H63ZM254 66V65H253ZM253 66H251V67H253ZM5 67V66H4ZM16 67V66H15ZM20 67V66H19ZM24 68H22V71H24V72H27L26 73V75L25 74H23V75H25V77L24 78H22V79H18V80H16V83H14L15 85H14V87H16L15 88V91L14 92H16V94L18 95V94H20V95H22L23 93H30L31 91H33V89L35 88L36 90H38V91H36L35 92V94H37V96L39 95L40 96V94H38V93H41V95L43 96H41L42 97V99L43 100H41V101H49V99L50 98H55V97H59L60 96V98H57V100L59 99V103L62 101V104H63V100L65 101L64 102V104H69V102L68 101H70V102H73L74 104H72V105H70L71 107H72V113H74V114H76L78 111H80L81 112V110H82V107L84 106L83 104H85V102L87 101V104H85V106L84 107H87V106H89V104L91 103L92 104V102H91V100H92V98H93V100L94 99H96V97H94V96H97V95H99V94H103V95H105V93L106 92H104V88L103 89H101V87L102 86H105L104 84L103 85H101V87H99L98 89H94L93 90V93L91 92L92 91V89L93 88H91V86H89L87 83V85H88V87H90V88H86V87H83L82 88V90H80V87H82V85H83V83L81 84V86H79L80 84H75V83H77L76 81H75V79L77 78V81L79 80V77H81L83 74H82V72H81V74L80 73H78L79 71H81L79 68L77 69L76 68V66L74 65V67H69L70 69L71 68H75V72H76V70L78 71L77 73H75L74 72V70H69V71H67V69L65 70V68H64V70H62V72L64 71H66V72H68V73H66V75H67V78H68V76L70 77V80H72L71 79V77L72 78H74V80H72V82L73 81H75L74 82V87H75V85L76 86H79V88L77 87H75L74 89H72V88H70V85H69V88H70V90H69V88L67 89V88H65V86H64V88L66 89V90H64L63 88V91L61 90V86H62V84H61V86H60V83L59 82H57V78H59V77H54V76H52V78H51V75L50 76H46V75H49V74H47V72H46V70H45V72L46 73H44L43 71H44V69H46V68H44V66L42 65V67L44 68H42L41 66H39L38 68H34L32 71H34V70H37L38 72H36V71H34V72H32V73H30L29 75H28V71L25 69L26 68V65H24L23 66ZM48 67V66H47ZM109 67V69H110V66H108ZM107 67V68H108ZM113 67V66H112ZM111 67V68H112ZM171 67V66H170ZM173 67V66H172ZM11 68V70L13 69V67H10ZM50 68V67H49ZM68 68V69H69ZM107 68H105L104 69V71L105 72H107V73H105L104 71H102V74L101 75H105V77L107 76V74L109 73V69H108V71L106 70ZM42 69H43V71H42ZM48 69V68H47ZM52 69V68H51ZM50 69V70H51ZM55 69H56V67H55ZM95 69H94V72H95ZM174 69H175V67H174ZM245 69H244V71L243 72H245ZM253 69V68H252ZM6 70V69H5ZM178 70V69H177ZM182 70V69H181ZM7 71V70H6ZM9 71H10V69H9ZM21 71V72H22ZM57 71V70H56ZM97 71L95 72L96 74H97ZM138 71V70H137ZM144 71V70H143ZM172 71H173V68H172ZM171 71V72H172ZM175 71H176V69H175ZM187 71H189V70H187ZM5 71H3V74H5L4 73ZM11 72V71H10ZM13 72L14 73H16V70L14 69L13 70ZM13 72H11V74H13ZM49 72V71H48ZM61 72V73H62ZM63 72V73H64ZM104 72V73H103ZM139 72V71H138ZM145 72V76H146V74H147V72H146V70L144 71ZM143 72V73H144ZM190 72V71H189ZM237 72H238V70H237ZM9 73V72H8ZM8 73H6V74H8ZM60 73V74H61ZM61 74V75H63V76H65V74ZM84 73V72H83ZM98 73V74H99ZM142 73V72H141ZM174 73H176V72H174ZM188 73V72H187ZM1 74V73H0ZM22 74V73H21ZM51 74H52V72H51ZM97 74V75H98ZM99 74V75H100ZM110 74V73H109ZM137 75H138V73H136ZM136 74H134L133 73V75L132 76H135V77H137L136 76ZM179 74V73H178ZM189 74V73H188ZM2 75V74H1ZM0 75V78L2 77L3 78V75L1 76ZM9 75V74H8ZM15 75V74H14ZM19 75V74H18ZM172 75H173V73H172ZM172 75H171V77H172ZM190 75V74H189ZM243 75V74H242ZM242 75H240V76H242ZM245 75V74H244ZM63 76H61V77H63ZM84 76H86L87 77V75H86V73H85V75ZM81 77V80H80V82L81 81H83L82 80V78L84 79L85 77ZM176 75H174V77H175ZM178 76V75H177ZM13 77V76H12ZM14 77H16V76H14ZM66 77V76H65ZM65 77H63L62 79H60L61 81L62 80H66L67 78H65ZM76 77V78H75ZM90 77H93V78H96V77H94V76H92V74L91 75H89V79L88 78H86V79H88L89 81L90 80H92V81H94L93 80V78H90ZM0 79L1 81L2 80H4V78L3 79ZM143 78H144V76H143ZM7 78H5V80H6ZM14 79V78H13ZM85 79V80H86ZM133 79H136V78H133ZM242 79V78H241ZM12 80V79H11ZM15 80V79H14ZM116 80V79H115ZM144 80H145V78H144ZM8 81V80H7ZM67 81H68V79H67ZM87 81V80H86ZM96 81V80H95ZM170 81H171V79H170ZM242 82H243V80H241ZM247 81V82H248ZM3 82H5V81H3ZM3 82H1V84L3 85ZM10 82V81H9ZM15 82V81H14ZM66 82V81H65ZM68 82H71V81H68ZM85 82V81H84ZM110 82H112V81H110ZM11 83V82H10ZM59 83V84H58ZM64 83V82H63ZM91 83V82H90ZM130 83V82H129ZM141 83V82H140ZM217 83H218V81H217ZM221 83V82H220ZM8 85H9V83H7ZM65 84V83H64ZM111 84V83H110ZM137 84V83H136ZM248 84V83H247ZM0 85V100H2V103H1V101H0V104H5L6 105V103H11V101L9 100V98H8V100L6 99V98H4V96H5V94H6V92L7 93H9V90L10 89H8L9 87H11V86H8V85ZM11 85V84H10ZM13 85V84H12ZM68 85V84H67ZM66 85V86H67ZM86 85V86H87ZM93 85H95V84H93ZM120 85V84H119ZM129 85V84H128ZM132 85V86H131ZM135 84H130L129 86L132 88L133 86H134ZM139 85V84H138ZM143 85V84H142ZM242 85V84H241ZM72 86V87H73ZM84 86V85H83ZM6 87H8L7 89H6V91L5 92H3V91H1V89H3V88H6ZM63 87V86H62ZM135 87V86H134ZM139 87H140V85H139ZM246 87V86H245ZM119 88V87H118ZM138 89H140V88H138ZM123 90V89H122ZM117 91H118V93H117ZM120 91H121V89H112V90H109L108 92L109 93H107L108 95L106 96V97H108V98H100V99H106V101H105V103H104V100L102 101L101 100V102H103L104 104H107L108 103V101H109V99L110 98H113V100H115V94L117 93V94H119L120 93ZM239 91V90H238ZM14 93L13 92V90H12V88H11V90H10V95L12 94V93ZM34 92V91H33ZM136 92H138V91H136ZM242 92V91H241ZM112 93H114V95L112 94ZM132 93V92H131ZM140 93V92H139ZM138 93V94H139ZM239 93V92H238ZM32 94H34V93H32ZM109 94H112V96L113 97H110L109 98ZM121 94V93H120ZM119 94V95H120ZM129 94V93H128ZM16 95V96H17ZM19 95V96H20ZM62 95V96H61ZM119 95H118V97H119ZM137 95V94H136ZM11 96H13V95H11ZM15 96V97H16ZM36 96V97H37ZM130 96H132V95H130ZM134 96V95H133ZM237 96V95H236ZM235 96V97H236ZM18 97V96H17ZM27 97V96H26ZM32 97V96H31ZM41 97H38L39 99L41 98ZM61 97H63V98H65V99H63V100H61ZM68 98V100L66 101V99ZM137 97V96H136ZM219 97V96H218ZM235 97H232V98H235ZM33 98V100H34V97H32ZM31 98V99H32ZM116 98H117V96H116ZM129 98V97H128ZM135 98V97H134ZM139 98H140V96H139ZM19 99V97L18 98H16V100H18ZM56 99V98H55ZM137 98H135V100H136ZM217 99V98H216ZM236 99V98H235ZM234 99V100H235ZM241 99V100H240ZM51 100V99H50ZM71 100H73V101H71ZM89 100V101H88ZM108 100V101H107ZM133 100V99H132ZM135 100H133V101H135ZM139 100V99H138ZM137 100V101H138ZM220 100V99H219ZM232 101V102H235V101ZM52 101V100H51ZM50 101V102H51ZM76 101V102H75ZM84 102L83 104H81L82 102ZM112 101V100H111ZM110 101V102H111ZM3 102H5V103H3ZM34 102V101H33ZM53 102V101H52ZM56 102H58V101H56ZM66 102H68V103H66ZM81 102V103H80ZM110 102H109V104H110ZM113 102V101H112ZM115 102V101H114ZM128 102V101H127ZM203 102V101H202ZM35 103V102H34ZM46 103V102H45ZM44 103V104H45ZM49 103V102H48ZM75 103H77L78 105H80V106H77ZM100 103V102H99ZM98 103V104H99ZM103 103H100V104H103ZM116 103V102H115ZM114 103V104H115ZM121 103V102H120ZM132 103V102H131ZM238 103V102H237ZM11 104H13V102L11 103ZM14 104H16V103H14ZM28 104H30V103H28ZM43 103H42V105H44ZM47 104V103H46ZM71 104V103H70ZM94 104V103H93ZM103 104V105H104ZM109 104H107V105H109ZM112 105H113V103H111ZM122 104V103H121ZM73 105H76V109L77 108H79V107H81V110H80V108H79V110H76L77 112H75L74 110H73ZM87 105V106H86ZM94 105H97V103H95ZM94 105H93V107H94ZM118 104L116 103V106H117ZM125 105V104H124ZM192 105V104H191ZM2 106V105H1ZM13 105H11V107H12ZM27 106V105H26ZM30 106V105H29ZM65 106V105H64ZM69 106V105H68ZM98 107H100V105H97ZM110 106V105H109ZM147 106V105H146ZM21 107H22V105H21ZM62 106H60V108H61ZM66 108H67V106H65ZM71 107H70V109H71ZM90 107V106H89ZM93 107H91V108H93ZM103 107V106H102ZM120 107H121V105H120ZM240 107V108H241ZM69 108V107H68ZM67 108V109H68ZM90 108V109H91ZM95 109L97 108V107H94ZM93 108V109H94ZM119 108V107H118ZM127 108V107H126ZM137 108H139V106H138V103H137ZM190 108V107H189ZM239 108V107H238ZM63 109V108H62ZM66 109V110H67ZM85 109L86 108H84L83 110L85 111ZM92 109V110H93ZM94 109V112L96 111ZM115 109V108H114ZM20 110H22V109H20ZM61 110V109H60ZM87 110V109H86ZM89 110V109H88ZM87 110V111H88ZM113 110V109H112ZM141 110V109H140ZM140 110L138 111L139 113H140ZM154 110V109H153ZM18 111V110H17ZM74 111V112H73ZM90 111V110H89ZM88 111V112H89ZM91 112V111H90ZM89 112V113H90ZM112 112V111H111ZM111 112H108L109 113V115H111ZM124 112H126V111H124ZM22 114L21 115H23V112H21ZM67 113V112H66ZM87 113V112H86ZM108 113H102L103 115L104 114H107L108 115ZM113 113V112H112ZM241 113V112H240ZM69 114H70V112H69ZM84 114V113H83ZM94 114V113H93ZM14 115V114H13ZM26 115L27 114H25L24 116L26 117ZM29 115V114H28ZM28 115H27V117H28ZM66 115H68V114H66ZM78 115H80V113L78 112ZM134 115H135V113H134ZM172 115V114H171ZM170 115V116H171ZM173 115H174V117H175V112L173 113ZM172 115V116H173ZM23 116V117H24ZM98 116V115H97ZM106 115H104V117H105ZM116 116V115H115ZM152 116V115H151ZM92 117V116H91ZM90 117V118H91ZM100 117H101V113H100ZM103 117V116H102ZM102 118L103 119V121H105L106 122V120L108 119L107 117V119L105 120V118ZM110 117V116H109ZM114 117V116H113ZM150 117V116H149ZM98 118V117H97ZM140 118V117H139ZM26 119V118H25ZM126 119H127V117H126ZM125 119V120H126ZM162 119H164V118H162ZM100 120V119H99ZM119 120V119H118ZM140 120V119H139ZM148 120V119H147ZM146 120V121H147ZM131 121V120H130ZM165 121H166V118H165ZM165 121L164 120H161V122L163 123H165ZM102 122V121H101ZM109 122V121H108ZM160 122V123H161ZM16 123V122H15ZM25 123V122H24ZM143 123H145V121L143 122ZM160 123L158 124V125H160ZM164 123L162 124V125H164ZM182 123V122H181ZM106 125V128H107V124H105ZM161 125V126H162ZM166 125V124H165ZM209 125V124H208ZM112 126V125H111ZM125 126V125H124ZM145 126V125H144ZM161 126H160V128H161ZM182 126H185V125H182ZM73 127H74V125H73ZM77 127V126H76ZM113 127H114V125H113ZM217 127V126H216ZM75 128V127H74ZM104 128H105V126H104ZM166 128V127H165ZM164 128V129H165ZM25 129V128H24ZM73 129V128H72ZM78 129V128H77ZM84 129V128H83ZM189 129V128H188ZM22 130V129H21ZM75 130V129H74ZM109 130V128L107 129V131ZM72 131V130H71ZM154 131V130H153ZM173 131H174V128H173ZM181 131H183V128L182 127H180V125H178L177 126V128H176V132L174 131V134H176L175 136H177L178 138H177V141L175 142V143H172V145H174V146H176V147H170V148H167V153H169L170 155H171V150H174V149H176L178 146H180L181 145V143H182V141H184V142H187L185 139L187 138H182L181 136H182V134H181ZM188 131H190V130H188ZM73 132V131H72ZM77 132H78V130H77ZM76 132V133H77ZM180 132V133H179ZM69 133V132H68ZM139 133V132H138ZM186 133V132H185ZM80 134V133H79ZM119 134V133H118ZM130 134V133H129ZM133 134V133H132ZM155 134H156V132H155ZM226 134V133H225ZM263 134H262V137H263ZM66 136H67V134H66ZM70 136H71V134H70ZM76 136V135H75ZM259 138H258V137ZM120 137V136H119ZM66 137H64L63 136V139H65ZM75 137L73 136L72 138H70L69 139V143H66V142H64V141H62L63 143V145L61 144V147L63 146V148L66 146V150H67V148L69 147V145L72 147L73 145H74V142L76 143L78 140H76V139H74ZM79 138H80V136H79ZM128 138V137H127ZM173 139H174V137H173ZM188 139V138H187ZM245 139V140H244ZM263 139H264V137H263ZM28 140V139H27ZM37 140H39V139H37ZM60 140H62V139H60ZM60 140H58L59 141V143H60ZM80 140V139H79ZM252 141V143H254V144H249V142L247 143V142H245V141ZM29 141V140H28ZM58 141H56L57 143L56 144H58ZM66 141V140H65ZM115 141V140H114ZM116 141H118V138H117V140ZM231 141V142H230ZM254 141L256 142V143H258V140L256 141L255 139H254ZM260 141H262V140H260ZM259 141V142H260ZM32 142V141H31ZM50 142V141H49ZM224 142V144H222ZM26 143H28L27 141H26ZM26 143H24V144H26ZM53 143V142H52ZM116 143V142H115ZM114 143V144H115ZM231 143H233V144H231ZM251 143V142H250ZM264 143V142H263ZM29 144V143H28ZM31 144H33V143H30V145ZM54 144V143H53ZM81 143H79V145H80ZM112 144H113V142H112ZM111 144V145H112ZM192 144V143H191ZM223 145L221 148H220V145ZM259 144H261V143H259ZM2 145V147H4L3 146V144H1ZM5 145V144H4ZM65 145V146H64ZM79 145H78V147H79ZM110 145V146H111ZM227 145L228 146H230V148L228 149V147H227ZM262 145V144H261ZM25 146V145H24ZM24 146L22 147L23 149V156L25 155L24 154ZM27 146V145H26ZM60 146V145H59ZM77 146V145H76ZM83 146V145H82ZM107 146V145H106ZM113 146V145H112ZM123 146V145H122ZM258 146H260V145H258ZM29 147V146H28ZM31 147H32V145H31ZM30 147V149L32 150V148ZM227 147V148H226ZM257 147V146H256ZM5 148V147H4ZM21 148V147H20ZM57 148V147H56ZM70 148V147H69ZM104 148V147H103ZM107 148V147H106ZM161 148H162V146H161ZM165 148V147H164ZM1 149V148H0ZM27 149V148H26ZM25 149V150H26ZM29 149V150H30ZM34 149V148H33ZM58 149H59V147H58ZM61 149V148H60ZM59 149V150H60ZM74 149V148H73ZM72 149V150H73ZM224 149H227V150H224ZM259 149H261V147H259ZM18 150V149H17ZM20 150V149H19ZM28 150V151H29ZM38 150H39V148H38ZM37 150V151H38ZM62 150H65V148L64 149H62ZM70 150V149H69ZM68 150V151H69ZM101 150V149H100ZM138 150V149H137ZM142 150V149H141ZM224 150V151H223ZM257 150V149H256ZM255 150V152H257ZM264 149H262V152H264L263 151ZM27 151V150H26ZM27 151V152H28ZM32 151H34L35 152V149L34 150H32ZM31 151V152H32ZM67 151V152H68ZM71 151V150H70ZM107 151V150H106ZM134 151V150H133ZM160 151V150H159ZM27 152H26V154H27ZM39 152V151H38ZM37 152V153H38ZM91 152V151H90ZM89 152V153H90ZM141 152V151H140ZM184 152V151H183ZM249 152H251L250 154L251 155H253V156H250L249 155ZM37 153L35 152V155L34 156H36L37 155ZM40 153V152H39ZM93 153V152H92ZM103 153V152H102ZM135 153H137L136 151H135ZM134 153V154H135ZM163 153V152H162ZM29 154V153H28ZM32 154H34V153H32ZM32 154H30V155H32ZM75 154V153H74ZM73 154V155H74ZM39 155H41V154H39ZM102 155V154H101ZM260 155V154H259ZM262 155V154H261ZM264 155V154H263ZM262 155V156H263ZM28 156V155H27ZM33 156V157H34ZM79 156V155H78ZM98 156V155H97ZM258 156V155H257ZM262 156H260L261 158V160L262 159H264V157L262 158ZM30 157V156H29ZM32 157V156H31ZM22 158V157H21ZM28 158V157H27ZM26 158V159H27ZM35 158V157H34ZM33 158V159H34ZM96 158V157H95ZM159 158V157H158ZM179 158H181V157H179ZM19 159H20V157H19ZM40 159V158H39ZM77 159H80V158H78L77 157ZM121 159V157H117L116 159H115V163H117L119 160ZM163 159V158H162ZM197 158H195V160H196ZM233 159V160H232ZM259 159V158H258ZM35 160H36V158H35ZM35 160H34V162H35ZM195 160H194V162H195ZM198 160V159H197ZM255 160V161H254ZM93 161V160H92ZM162 161H164V160H162ZM162 161H161V159H160V162L162 163ZM176 161V160H175ZM258 161V160H257ZM27 162H28V160H27ZM30 162H31V160H30ZM37 162H39V161H37ZM75 162H77V161H75ZM74 162V163H75ZM159 162V161H158ZM240 162H242V164H240ZM259 162V161H258ZM26 163V162H25ZM52 163H54V162H52ZM114 163V164H115ZM121 163V162H120ZM120 163H118V164H120ZM170 163H172V162H170ZM93 164V163H92ZM173 164V163H172ZM85 165V164H84ZM87 165H89V164H87ZM132 165V164H131ZM158 165H160V164H158ZM171 165V164H170ZM121 166H124L125 167V165H120V166H118L117 168H119V169H123L124 167H121ZM156 166V165H155ZM243 166V167H242ZM87 167V166H86ZM89 167V166H88ZM91 167V166H90ZM159 167V166H158ZM136 169H137V167H135ZM143 168V167H142ZM141 168V169H142ZM170 168V167H169ZM204 168V169H205ZM133 169V168H132ZM133 170V171H137V170ZM151 170V168L149 167V168H147L144 172H142V171H140V170H138L139 172H141L140 173V175L143 173V174H145V176H147V177H150V179H151V176H152V173L153 172H150V173H148L149 171ZM186 170V169H185ZM132 171V173L134 174V173H136V172H133ZM137 171V172H138ZM183 171H184V169H183ZM201 171V172H202ZM196 172V171H195ZM131 173V174H132ZM148 173V174H147ZM178 173V172H177ZM198 173H200V172H198ZM127 174H128V171H127ZM137 174V173H136ZM142 174V175H143ZM164 174H166V173H164ZM196 174V173H195ZM154 175H156V174H154ZM153 175V176H154ZM177 175V174H176ZM71 176H72V174H71ZM126 176V175H125ZM127 176H129V175H127ZM144 176V175H143ZM197 176H198V174H197ZM134 177V179H132ZM139 174L138 175H136V176H133L132 175V178H130V176H129V178L131 179V181H126L127 179L126 178H124L123 176L121 177V179H119V180H117V183H118V181L119 182H121V183H126V185L124 186V190H125V192H132L133 191V189H134V183H132V182H134V180L135 179H139ZM147 177H145L144 178V180H146V178ZM164 177V176H163ZM175 177V176H174ZM6 179V178H5ZM9 179H11L10 177H9ZM140 179L142 180V182H143V178H141L140 177ZM198 179H197V181H198ZM140 180V181H141ZM154 180L156 181L157 180V178L156 177H154ZM165 179L163 178L162 180H158L156 183H154L153 184V186L154 187H158V185L161 183V182H163ZM196 180V179H195ZM8 181V180H7ZM12 181V180H11ZM10 181V182H11ZM9 182V183H10ZM115 183H116V181H114ZM140 183V182H139ZM164 185L163 186H165V185H168L169 184V182L167 183V181L165 182V183H163ZM143 185V184H142ZM173 185V184H172ZM139 186V185H138ZM147 186H149L148 187V189H151L152 190V188H153V186H152V184H151V181H148L147 182ZM141 187V186H140ZM146 187V186H145ZM169 187V186H168ZM199 187V186H198ZM145 189H147V188H145ZM156 189V188H155ZM161 189H163V187L161 188ZM198 189V188H197ZM196 189V190H197ZM136 190V189H135ZM134 190V191H135ZM195 190V189H194ZM193 190V191H194ZM150 191V190H149ZM216 191V190H215ZM263 192V191H262ZM200 193V192H199ZM132 194V193H131ZM215 194V193H214ZM7 195V194H6ZM209 195V194H208ZM207 195V196H208ZM193 196V195H192ZM195 196V195H194ZM223 196H224V199H223ZM23 196H21V198H22ZM196 197H197V195H196ZM221 197V196H220ZM219 197V198H220ZM118 199H121V198H119V196H118ZM204 199H206V198H204ZM221 199V198H220ZM191 200V199H190ZM190 200H189V202H190ZM200 200V199H199ZM109 201H112V200H109ZM118 201V200H117ZM121 201V200H120ZM220 201V200H219ZM113 202V201H112ZM141 203V202H139V201H136V203ZM142 202L143 203H145L146 202V199L145 198H143V200H142ZM177 202H179V199H178V201ZM193 202V201H192ZM192 202H191V204H192ZM223 202V201H222ZM230 202H229V204H230ZM104 203H107L106 201L104 202ZM196 203V202H195ZM199 203H200V201H199ZM206 203V202H205ZM219 203V202H218ZM4 204V203H3ZM117 204H119L118 202H117ZM134 204V203H133ZM176 204H178V203H176ZM223 204L224 205H222V206H225V203L223 202ZM5 205V204H4ZM3 205V206H4ZM245 205H243V206H245ZM19 206V205H18ZM156 206H159V205H156ZM178 206V205H177ZM188 206V205H187ZM218 206V205H217ZM237 206V205H236ZM191 207V206H190ZM218 207H220V205L218 206ZM231 207V206H230ZM234 207V206H233ZM233 207H231V208H233ZM2 208V207H1ZM22 208H23V205H22ZM126 208H128V207H126ZM126 208L124 209V211L126 210ZM175 208V210H176V207H174ZM173 209V208H172ZM223 209V210H224ZM20 210V209H19ZM68 210V209H67ZM104 210V209H103ZM107 210V209H106ZM112 210H114V209H112ZM152 210V209H151ZM151 210H148V211H146V213L148 212H150ZM221 210H222V208H221ZM224 210V211H225ZM0 211H3V209H1ZM102 211V210H101ZM100 211V212H101ZM123 211V212H124ZM130 211V210H129ZM169 211H170V209H169ZM211 211H213V210H211ZM223 211V212H224ZM259 211V210H258ZM15 212H17V211H15ZM26 212V211H25ZM103 212H105V211H103ZM102 212V213H103ZM113 212H121V211H113ZM112 212V216H115V215H113V214H115V213H113ZM123 212H121L122 214H123ZM2 213V212H1ZM72 213V212H71ZM106 213V212H105ZM10 214V213H9ZM21 214V213H20ZM23 214H24V212H23ZM22 214V215H23ZM26 214V213H25ZM99 214V213H98ZM97 214V215H98ZM168 214H169V212H168ZM208 214V213H207ZM223 214V213H222ZM256 214V213H255ZM254 214V215H255ZM2 215V214H1ZM15 215V214H14ZM119 215H120V213H119ZM209 215V214H208ZM245 215V214H244ZM7 216V215H6ZM102 216H103V214H102ZM105 216V215H104ZM112 216H110V217H112ZM116 216H117V214H116ZM115 216V218H116V220H114L113 218H111V219H113L114 220V224H115V221L117 222V217ZM122 216V215H121ZM120 216V217H121ZM133 216V215H132ZM256 216V215H255ZM4 217V216H3ZM21 217V216H20ZM110 217H109V219H108V221L110 220ZM149 217H150V215H149ZM159 217H161V216H159ZM158 217V218H159ZM210 217V216H209ZM264 217V216H263ZM27 218V217H26ZM167 218V217H166ZM255 218H261V217H255ZM4 219V218H3ZM15 219V218H14ZM13 219V220H14ZM17 219H19V218H16L15 219V221H13V223H17L19 220H17ZM118 219H119V217H118ZM153 219V218H152ZM155 219V218H154ZM160 219V218H159ZM162 219H164V217L162 218ZM162 219L161 220H159L160 222H162L163 223V221H167V220H163L162 221ZM184 218H182L181 219V222H182V220H183ZM257 219H255L256 220V222L258 221ZM23 220V219H22ZM250 221H252V223H253V221H254V219H249ZM263 220L264 219H261V221L260 222H263ZM27 221V220H26ZM135 221V220H134ZM154 221V220H153ZM196 221V220H195ZM201 221H203V222H205L204 220H201ZM213 221H215V219H213ZM22 222V221H21ZM25 222V221H24ZM112 222V221H111ZM120 221H118V223H119ZM168 222V221H167ZM211 222V221H210ZM166 223V222H165ZM196 223V222H195ZM206 223H209V222H205V224ZM243 223V222H242ZM258 223V222H257ZM256 223V224H257ZM1 224V223H0ZM112 224H113V222H112ZM111 224V225H112ZM113 224V225H114ZM117 224V223H116ZM127 224H129V223H127ZM126 224V225H127ZM176 224V223H175ZM174 224V225H175ZM199 224H202V223H199ZM205 224H204V226H205ZM249 224V223H248ZM248 224L246 225V227H247V229L249 228L248 227ZM260 224V223H259ZM12 225V224H11ZM10 225V226H11ZM17 225V224H16ZM16 225H14V226H16ZM145 225V224H144ZM147 225V224H146ZM181 225V224H180ZM191 225H192V222H191ZM211 225V224H210ZM209 225V226H210ZM255 225V224H254ZM103 226H105V230L107 229V224H105V225H103ZM107 226V227H106ZM115 227H116V225H114ZM129 226V225H128ZM170 226V225H169ZM176 226V225H175ZM182 226H180V227H177V228H179V229H182ZM196 226V225H195ZM202 227V228H205V227ZM208 226V227H209ZM252 226V225H251ZM262 226H264V224L263 225H261V228H263ZM4 227V226H3ZM21 227V226H20ZM113 227V226H112ZM131 227H133V226H131ZM148 227V226H147ZM255 227H256V225H255ZM259 228H260V226H258ZM15 228H17V226L15 227ZM96 228V227H95ZM97 228H99V226H97ZM97 228L94 230V232L97 230ZM111 228V227H110ZM109 228V229H110ZM114 228V227H113ZM112 228V229H113ZM127 228V227H126ZM149 228V227H148ZM148 228H145V229H148ZM165 228L167 229V226H165ZM164 228V229H165ZM171 228V227H170ZM192 228V227H191ZM211 228V227H210ZM209 228V229H210ZM216 228V227H215ZM229 228H231V229H229ZM253 228V227H252ZM99 229H102V226H100V228ZM125 229V228H124ZM145 229H141V230H145ZM150 229H154V228H150ZM165 229V230H166ZM179 229H177V230H179ZM198 229H201V227H198ZM207 229V228H206ZM116 230V229H115ZM164 230V231H165ZM168 231H169V229H167ZM208 230V229H207ZM252 230H254V229H252ZM259 230V229H258ZM18 231V230H17ZM28 231V230H27ZM124 231V230H123ZM139 231V230H138ZM153 231V230H152ZM172 231V230H171ZM174 231V230H173ZM176 231V230H175ZM194 231V229L192 230V232ZM198 231V230H197ZM206 231V230H205ZM209 231V230H208ZM245 232L247 231L246 229L244 230ZM244 231H242V232H244ZM250 231H251V229H250ZM16 232V231H15ZM81 232H83L81 229H80V233ZM103 232V231H102ZM127 232H129V230L127 231ZM126 232V233H127ZM176 232H178V231H176ZM175 232V233H176ZM191 232V231H190ZM196 232V231H195ZM28 233V232H27ZM90 233H92V232H90ZM100 233V232H99ZM123 233V232H122ZM139 233H140V231H139ZM169 233V232H168ZM174 232L173 233H171V235L172 234H175ZM187 233V232H186ZM207 233V232H206ZM211 233V232H210ZM209 233V234H210ZM248 233V232H247ZM247 233H245V234H247ZM256 233V232H255ZM255 233H254V236H256L255 235ZM95 234V233H94ZM124 234H125V231H124ZM131 234H133V233H131ZM136 233L134 232V234L133 235H135ZM181 234V233H180ZM197 234H198V232H197ZM208 234V233H207ZM7 235H9V233L7 234ZM16 235V234H15ZM15 235H11V236H15ZM19 235V234H18ZM81 235V234H80ZM98 234L96 233V236H97ZM121 235V234H120ZM119 235V236H120ZM127 235H130V234H128L127 233ZM143 235V234H142ZM144 235H147L146 233L144 234ZM140 236V238H138L137 237V240H138V242H140L141 243V241L144 239L145 240V238H142V237H145V236ZM187 237H186V236ZM194 235V234H193ZM250 235V234H249ZM27 236H29V235H27ZM93 236V235H92ZM102 236V235H101ZM100 236V237H101ZM118 236V232H117V234H116V237ZM126 236V235H125ZM131 236V235H130ZM135 236H137V235H135ZM135 236H134V238H135ZM138 236H139V234H138ZM253 236V237H254ZM31 237V236H30ZM81 238L83 237V236H80ZM115 237V238H116ZM132 237V236H131ZM170 237H172V236H170ZM196 237H198V235H196ZM251 237H252V235H251ZM2 238V237H1ZM3 238H4V236H3ZM2 238V239H3ZM39 238H41L40 236H39ZM97 238V237H96ZM123 238V237H122ZM127 238V237H126ZM133 237H132V239H130L131 241H130V243L131 242H133V244L135 243H137V242H135L134 240L136 239H134ZM142 238V239H141ZM148 238V237H147ZM186 238H188L189 240L187 241V240H185ZM194 238V237H193ZM12 239V238H11ZM10 239V240H11ZM89 239V238H88ZM112 239V238H111ZM161 239L162 238H159L158 237V239L156 238V239H154L153 238V240H150L151 242H149V241H144L145 242V244L147 243V244H149L150 243V245L149 246H151V244L153 243H155V244H160V242L162 243L163 241H164V243L165 242H167V244H168V247H170L169 245H171L172 243H173V241H175V240H177V239H173V241L171 242V240H169L168 239V241H166V239H163V241H161ZM170 239H172V238H170ZM15 240V239H14ZM71 240H73V238L71 239ZM71 240H70V242H71ZM77 240L78 239H75L73 242H75L74 244H76L77 243ZM81 240V239H80ZM102 240H104L105 241V239H103L102 238ZM114 240V239H113ZM122 240H124V239H122ZM122 240H121V242H122ZM126 240V239H125ZM127 240H129V238L127 239ZM133 240V241H132ZM140 240V241H139ZM155 240H156V242H155ZM158 240V241H157ZM177 240V241H178ZM204 240V239H203ZM1 241V240H0ZM21 240H19L18 242H20ZM27 241V240H26ZM84 241H85V239H84ZM116 241V240H115ZM152 241H154V242H152ZM160 241V242H159ZM6 242H7V238H6ZM73 242H71L72 244H70V245H73ZM111 242L113 243V241L111 240ZM126 242L127 241H125L124 242V244H126ZM180 242H182L181 240H180ZM180 242H178V243H180ZM44 243H46V242H44ZM80 243V242H79ZM129 243V241L127 242V244ZM140 243H138V244H140ZM143 243V242H142ZM176 243V242H175ZM190 243H195V244H190ZM3 244V243H2ZM18 244V243H17ZM40 244V243H39ZM60 245H57L56 246V250H55V253L57 252V250H59L58 252H57V255H56V258L54 257V260L52 261V259H53V257L51 256V255H54V254H52V253H54V249L51 251V245L42 253V255H41V259L42 260H47L50 256H51V261L50 260H48L49 261V263L48 264H62V263H64V260H66V259H69L71 256L69 255L70 253H69V251L67 252V250H66V248L67 247H69L70 245H69V241H68V243H66V244H62L61 242L59 243ZM120 244L122 245L123 243H120V240H119V248H120V250H119V253H116V254H119V255H123V254H121L120 253V251L123 249V247H120ZM124 244L122 245V246H124ZM133 244H130V245H126L127 247H129L130 249H129V251H132V249H131V247L133 246ZM138 244H136V245H138ZM166 244V245H167ZM181 244H183V243H181ZM180 244V245H181ZM188 244H190V245H188ZM64 245V246H63ZM69 245V246H68ZM83 245V244H82ZM136 245H134V246H136ZM162 245H163V243L161 244V245H159V246H161V248L163 249V247H162ZM165 245V244H164ZM174 245V244H173ZM176 245H179V244H176ZM188 245V246H187ZM40 246V245H39ZM113 247V245L111 244L110 245V247ZM114 246H116L115 247V249L117 248V249H119L118 247H117V245H114ZM126 246H124L125 248L124 249H127L128 250V248H126ZM154 246V245H153ZM172 246V245H171ZM0 264H8L6 261H4V260H7L8 259V257H9V253L11 252L10 250L11 249H9V250H6L7 249V247H6V249L4 248V247H2V245H0ZM78 247V246H77ZM111 247V251H112V249H114V248H112ZM174 248H175V246H173ZM74 248V247H73ZM89 248V247H88ZM98 248V246L96 247V251L98 250V252H99V249H97ZM155 248L156 249H158V248H160V247H156L155 246ZM155 248L153 249V247H152V249L153 250H155ZM160 248V249H161ZM253 249V252L254 253H252V255H251V249ZM66 251H65V250ZM77 249V248H76ZM80 249H82V247L81 248H79V250ZM85 248H83L82 250H84ZM136 249H137V247H136ZM161 249V250H162ZM167 249V248H166ZM31 250V249H30ZM72 250L73 251H75V248L74 249H71L70 251L72 252ZM126 250V251H127ZM150 250V249H149ZM152 250V251H153ZM160 250V251H161ZM114 251V250H113ZM136 251V250H135ZM83 252V251H82ZM88 252V251H87ZM87 252L85 253V254H87ZM90 252V251H89ZM92 252V251H91ZM91 252H90V254H91ZM97 252V253H98ZM109 252V251H108ZM115 252V251H114ZM113 252V253H114ZM122 252H125L124 250L122 251ZM134 252V251H133ZM132 252V253H133ZM147 252H149V251H147ZM147 252H146V254H147ZM31 253V252H30ZM34 253V252H33ZM33 253H32V255H33ZM36 253V252H35ZM76 253V252H75ZM80 253H81V251H80ZM84 253V252H83ZM81 254V257H83L82 255H84V254ZM110 253L111 252H109V256L106 258L107 260H108V258L110 257ZM72 254H74V253H72ZM89 254V253H88ZM87 254V255H88ZM146 254H144V255H146ZM159 254V255H158ZM35 255V254H34ZM78 255V254H77ZM119 255H116V257H120ZM132 255V254H131ZM130 252H126L125 253V257L123 258V259H121L123 256H121V260L118 258V260H117V258H113V256H112V254H111V256L112 257H110V258H112V259H109L108 261H105V263L103 262L102 264H131V263H136L135 261H134V259L133 258H131L130 256ZM134 255H135V253H134ZM151 255V254H150ZM260 255V254H259ZM88 256H90V255H88ZM87 256V257H88ZM115 256V255H114ZM256 256V255H255ZM38 257V256H37ZM86 257V256H85ZM143 257V256H142ZM249 257H250V260H251V263H250V260H249ZM257 257V256H256ZM261 257H264V256H262L261 255ZM47 258V259H46ZM77 258V257H76ZM80 258V257H79ZM84 258V257H83ZM90 259H91V257H89ZM260 258V257H259ZM86 259V261L85 262H87L88 261V259L87 258H85ZM96 259V258H95ZM105 259V260H106ZM263 259V258H262ZM79 260V259H78ZM92 261L94 260V258L93 259H91ZM264 260V259H263ZM33 261V260H32ZM74 261V260H73ZM72 261V262H73ZM99 260L97 259V262H98ZM103 261V260H102ZM35 262V261H34ZM36 262H37V260H36ZM39 262V261H38ZM46 262V261H45ZM89 262H90V260H89ZM88 262V263H89ZM94 262V261H93ZM82 263V262H81ZM84 263V262H83ZM82 263V264H83ZM262 263V262H261ZM260 263V264H261ZM13 264V263H12ZM25 264H27V262L25 263ZM38 264V263H37ZM39 264H47V262L46 263H44V262H39ZM71 264V263H70ZM79 264V263H78ZM91 264V263H90ZM263 264V263H262Z\"/></svg>",
    "mask_w": 264,
    "mask_h": 264
}]
</instances>
